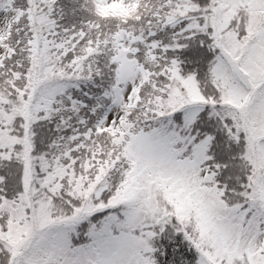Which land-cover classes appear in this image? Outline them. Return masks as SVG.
<instances>
[{
	"label": "snow or ice",
	"instance_id": "obj_1",
	"mask_svg": "<svg viewBox=\"0 0 264 264\" xmlns=\"http://www.w3.org/2000/svg\"><path fill=\"white\" fill-rule=\"evenodd\" d=\"M0 264H264V0H0Z\"/></svg>",
	"mask_w": 264,
	"mask_h": 264
}]
</instances>
